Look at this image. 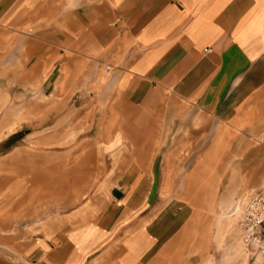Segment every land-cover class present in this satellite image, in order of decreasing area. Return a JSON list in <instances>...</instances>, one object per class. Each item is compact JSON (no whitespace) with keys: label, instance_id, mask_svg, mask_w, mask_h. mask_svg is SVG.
<instances>
[{"label":"rangeland","instance_id":"374dc122","mask_svg":"<svg viewBox=\"0 0 264 264\" xmlns=\"http://www.w3.org/2000/svg\"><path fill=\"white\" fill-rule=\"evenodd\" d=\"M14 14L0 13V264H60L29 257L23 244L58 229L60 214L88 207L95 196L91 184L103 179V170L145 168L146 215L153 217L148 225L163 242L147 264H264L243 245L238 228L243 204L264 187V129L258 121L263 117L264 123V114L253 115L251 126L222 122L219 112L200 109L181 114L179 123L171 112L162 123V108L153 104L140 120L123 109L146 101L96 97L95 62L83 65L81 76L65 63L71 56L66 46L76 40L62 32L66 13ZM98 100L120 110L95 113ZM110 137L125 142L109 160L93 161L92 140ZM71 140L83 143L89 155L83 163L85 190L78 201L74 189L67 193L73 205L60 208V176L76 167L72 147L64 146ZM122 152L154 160L123 161Z\"/></svg>","mask_w":264,"mask_h":264},{"label":"crops","instance_id":"0c3cea01","mask_svg":"<svg viewBox=\"0 0 264 264\" xmlns=\"http://www.w3.org/2000/svg\"><path fill=\"white\" fill-rule=\"evenodd\" d=\"M0 13H66L62 32L76 40L66 46L71 56L65 63L81 76L82 66L95 62L96 97L146 101V106L123 109L140 120L153 104L162 108V123L171 112L179 123L181 114L200 109L219 112L222 122L251 126L255 115L264 114V0H0ZM99 104L95 101V113L120 110ZM192 119L189 115V126ZM120 140L93 139V161L109 160L114 147L124 144ZM64 146L72 147L76 167L60 176L65 200L59 207L70 208L66 195L74 189L77 200L84 193L83 163L89 155L83 143L71 140ZM122 156L130 162L154 160L147 154ZM68 157L61 154L64 161ZM148 174L146 168L103 170V179L91 184L95 196L88 207L60 214L58 229L31 239L22 250L60 264H147L148 255L163 243L148 225L153 218L146 215Z\"/></svg>","mask_w":264,"mask_h":264},{"label":"built area","instance_id":"2783aa9c","mask_svg":"<svg viewBox=\"0 0 264 264\" xmlns=\"http://www.w3.org/2000/svg\"><path fill=\"white\" fill-rule=\"evenodd\" d=\"M106 70L110 71L111 67L107 66ZM239 212L238 227L243 245L264 258V187L244 203Z\"/></svg>","mask_w":264,"mask_h":264},{"label":"bare ground","instance_id":"6f19581e","mask_svg":"<svg viewBox=\"0 0 264 264\" xmlns=\"http://www.w3.org/2000/svg\"><path fill=\"white\" fill-rule=\"evenodd\" d=\"M239 228V227H238ZM240 230V229H239ZM240 233H241V231H240ZM233 254V253H232ZM238 255V254H237Z\"/></svg>","mask_w":264,"mask_h":264}]
</instances>
